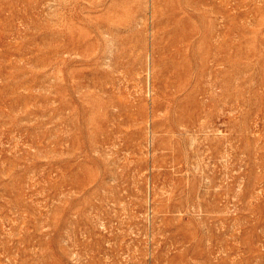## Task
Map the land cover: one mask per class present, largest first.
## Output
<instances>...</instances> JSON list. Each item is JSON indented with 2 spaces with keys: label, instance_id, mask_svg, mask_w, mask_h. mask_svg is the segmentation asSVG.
Wrapping results in <instances>:
<instances>
[{
  "label": "rangeland",
  "instance_id": "374dc122",
  "mask_svg": "<svg viewBox=\"0 0 264 264\" xmlns=\"http://www.w3.org/2000/svg\"><path fill=\"white\" fill-rule=\"evenodd\" d=\"M0 264H264V0H0Z\"/></svg>",
  "mask_w": 264,
  "mask_h": 264
}]
</instances>
